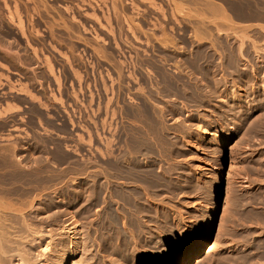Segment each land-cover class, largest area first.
Masks as SVG:
<instances>
[{
	"label": "rangeland",
	"instance_id": "rangeland-1",
	"mask_svg": "<svg viewBox=\"0 0 264 264\" xmlns=\"http://www.w3.org/2000/svg\"><path fill=\"white\" fill-rule=\"evenodd\" d=\"M103 1L102 0H0L1 90L10 89L9 93L13 95L15 90L21 91V89H23L24 87L23 84L20 83L14 84L11 82L14 81V77L18 76L16 74H12L10 72L11 70L18 71L20 74L23 75L26 69L27 71L28 70L30 71L32 69L33 70L41 69V72L43 73L42 75L45 76L44 77L45 82L41 83V85L43 86V90L39 89L36 91L35 89H33L34 93L32 95V98L34 100V104L38 103L40 105H43L48 109L49 113H54V114L55 112L53 110V107L58 109V112L60 113H62L60 111V108L64 109V116H59V117L56 116L57 117L56 120L63 122V128H60V126L56 127L54 125V126H49V129H46L34 123L33 134L36 139L34 145H36L37 147H35L34 149L32 148V150L30 152H26L25 155H23V153L21 152H15L16 159L20 162L21 165L23 164V165H29V166L32 165L39 167L46 166L50 169L52 168V170H55L56 168H57L56 170H59L61 167V169H65L67 171L69 170L66 173V175L57 176L59 178H56L54 175H48V176L37 175L38 177L33 176V178L35 177V179L38 180L57 181L58 183L62 182L63 180L64 182L67 183L73 182V184H75L76 182H77L76 184H80V183L89 184V182H91L92 179H94L95 173L98 172L97 174H100L102 167L107 169L110 163H112L115 157H117L116 155L118 154L119 156L120 155L119 152H121L122 150L123 152H121V154L125 155L123 156V158L124 157H126L127 159L130 158L129 161H125L126 164H130L132 160L133 161L137 160V162L140 161L143 164L145 163L144 166L147 167L153 162L152 164L154 165V167H156L154 168V172H156L157 174L162 173V175H164L163 178L167 181L165 183L168 186L166 184L164 186H161V189L163 188V191L161 190L159 193L158 192L153 193L152 190L150 189L151 191L149 194L151 196V200L152 201L155 200L153 201L154 204L151 213L152 218L151 216H148L149 214L146 213L145 210L139 213L141 214L140 220L144 221V223L147 222L145 223L146 226L150 227L152 230L149 228L150 230H148L147 232L146 231L147 229L142 228L141 230L143 234L142 235L140 231L136 230L135 224L132 227L133 223L131 222V219H129L131 218V216L129 215L130 212L129 210L126 209H122L124 211L118 210L119 212L118 211L116 212L117 217L118 216L121 217V215L123 216L121 218L119 217L117 218L118 223L115 224L116 225L115 226L112 221H111L112 223H110L109 220H111V218L109 216L107 219L106 217L107 214L104 210V206L100 205L101 203L96 204V206H93L92 211L89 213L87 212L88 215H86L87 214L86 212L84 213L83 211H81L82 212L81 213L80 211H78V214L76 213L74 216L75 218L74 220L76 221L77 218V221H79L78 224L80 225L79 226L80 232L78 235L79 236L81 235L80 236L81 243L82 241H84V239L86 240L85 236L88 234L87 236L89 238L88 237L87 238L90 239V242L91 241L93 242V240L94 242L96 241V244L94 243L95 245L92 244V242L91 243L89 242V245L94 246L93 247L94 249L93 251H95L94 254L97 252L96 253L97 256L98 257L102 256L101 257L102 260L106 257L104 261L107 262L108 264H109L108 260H110V255L109 256L106 255L103 252L104 251L103 248L105 249L106 244L119 245V243L120 245L121 244L132 245L131 247H133V245H139L136 248V250L140 254V258H139L140 260L138 261L140 264H163L165 260H170L172 258H178L180 260L178 264H264V257H263L264 256V211L262 210L264 209L263 208L264 207V202H263L264 201V183H263L264 157H261L264 156V152L263 154L259 153V151L261 152L264 151V144L260 146V144L264 142L263 131L262 133L261 131L258 132L259 130L257 129L256 125H253L252 127L245 126V128L242 127L241 129L242 131L239 129L231 136H227L230 127H232V124L229 123L230 125L228 124L227 127L226 125L223 126L220 120H216V113L219 112V110L221 109L220 107H218L220 106L219 104H221L219 100L221 99V95L219 96L218 89H216V91L214 89L213 91L215 92L214 95L218 94V96H216L215 98L216 100L219 101H215V99L213 98L214 101H212L213 100L212 99L211 100L212 102L211 101L207 102L208 105L205 103V105L198 106V103L195 102L196 100H193L192 96H190L187 93L188 91L184 93V95L183 94L181 95L178 92L176 93L174 90H170L166 84L167 82L165 83L166 77L169 79L171 78L172 81L177 77L181 76L182 78L184 77L183 79L186 82H188L191 79L189 81L191 84H189L188 82L189 85L188 87L190 86L192 87L194 85L200 84L201 86L203 85L202 87L199 85L202 88V90L205 89L206 91H208L211 89V88L206 89L211 86V83L209 84V86L207 85L208 83L205 84V81L200 79L199 76H197V74L200 75L199 72L197 73L195 68H194L195 71L192 69L194 66L192 62L190 61L191 64L188 66L187 64L190 62L186 61L192 59L193 58L192 56L197 55V53L200 52L201 50L200 47L197 46L198 44L197 41L194 42L192 41V38H194L192 34L194 33L193 32L194 30L193 27L195 26L194 23L197 22L195 20L198 21L201 20H199L200 18H198V16H195L193 12H191L193 15L190 14L191 10L189 8V6L193 7L196 3L199 2L196 1V2H192L193 4H191L189 0H179L182 4H184L183 5L184 7H186L185 4L186 5L190 4L186 7L188 9L184 8L180 10L181 11L180 14L183 11V13L180 15L179 12L176 13L177 9L174 6V3L172 4V0L171 1L153 0L154 4L152 3L151 0H105L104 2ZM175 1L177 2V0ZM185 1H188L189 3L187 2L185 3ZM219 1L222 2L224 1V3L228 6V9L230 10L229 13L232 12L231 10L232 5L238 2L239 4L249 3L255 10L258 9V11H260L261 13L264 12V0H219ZM200 4L201 3H199L198 6H201ZM6 8L10 10L9 12H13L14 8H17L20 15H22L20 17L23 24L22 25L23 27L22 29L24 31L23 34L21 33L22 30L21 31L18 30L20 26L18 28L17 18L13 17V19L10 20L9 17L8 19L7 16L8 11ZM160 9H162L163 11L162 10L160 11ZM173 11L174 14L172 15ZM184 13H186V16L189 17H186ZM90 14L91 15L93 14V16L95 15V17H97L99 20L91 16ZM105 16L106 18H104ZM190 16L192 17L195 16L196 19ZM235 17H233L235 19L233 20L240 24H243L244 22L245 23L260 22V24L264 23V21H262L264 20V18L258 19L253 17L251 19H247L238 16ZM107 18L109 19L106 20ZM109 20L110 22L108 25ZM191 20L195 21L192 23L194 24V26L191 25L190 22ZM241 20L243 23H241ZM187 21H189L190 24L187 23ZM204 21L205 20H203V22ZM201 22H197L196 24ZM204 23L206 26L208 23H210L208 24V27L212 28L213 30V36H212L213 38H216L214 36L216 33V36L219 35L216 39H218L219 37L221 38L222 35L221 39L223 40H225L227 37V43L228 42H231V44L235 43V37L234 38L231 37V34L224 35L225 33L214 32L215 29L214 27H210V25L212 26V24L209 20H207V23L206 22ZM110 25L111 27H109ZM262 25L264 26V24ZM188 27L190 29H188ZM248 31L249 33L253 31V34L254 33L257 34L259 30L255 27L254 28L252 27L251 30L249 29ZM258 33L259 34H257V36H255L256 34L253 35L252 33L251 35L252 37L253 36L256 37L253 39L256 41L257 44L259 43V45L261 46V47L259 46V48L264 49V39H263L264 32L259 31ZM260 33L263 37L259 36ZM182 34L184 36H182ZM163 36L164 38L166 37L165 38L166 40L163 38ZM190 36L191 38L189 39ZM184 37L187 41L184 39ZM208 37L210 36H208L207 34L206 41H204L205 40L204 39L203 40L204 43L202 41H199V43L202 42L205 45L207 43ZM162 39H164L167 42L165 46H163L164 44H162L164 41V40L162 41ZM232 39L234 40L233 43H232ZM191 42L192 44H190ZM172 43H174V45ZM246 43L248 44L249 42L247 41ZM188 44L190 45L188 46ZM208 44L210 45L209 40L206 45ZM234 45H236V43ZM182 46L185 47L183 48L184 50L186 49L185 50L186 52L183 50ZM250 47L251 46L249 43L248 48ZM189 49L194 52H190ZM218 49L217 47L210 48L211 52L213 53L216 52L219 53L220 48L218 47ZM251 50L252 48L249 50L251 55L250 59L253 61L251 62V60H247V61L244 60L245 61L244 62L242 60V64H241V67L243 66L246 68L247 65L252 63L250 67L248 66L249 70H251L250 68L252 69L254 68L253 66H255L256 64L254 65L253 62L256 63L255 60L258 58L256 53L255 54L252 53ZM172 53L175 54L172 56ZM178 54L180 57L185 56L184 58H181L182 61L178 56ZM165 55L168 56V58H166ZM186 55L188 59H186L187 58ZM253 57L254 59H252ZM175 58L178 59L175 60ZM219 59H220L219 57L218 58L216 57V60L219 61ZM184 60L185 62H187L186 65ZM17 61L19 62L21 61V62L19 63ZM218 61L215 62L217 64L214 63L215 67L212 66L214 67L212 69L213 70L215 69V76L218 75L220 77L222 72L217 70H220L218 69L220 67V63H221L220 61L224 62L225 60L220 59L219 61L220 63ZM179 62H181L180 63L181 65L180 64L178 65ZM182 62L184 63V66H188V69L186 67H183ZM176 64L178 65L177 66L178 68L176 67ZM261 64L264 67L263 65L264 63H259L260 66ZM263 67L261 68V70L262 69L264 70ZM45 69H48L49 71ZM160 70H161V74H160ZM182 70H184L185 72ZM153 72H155L156 74ZM167 72H169V74ZM186 72L187 75L189 73L190 79L187 78L188 77L187 75H184ZM218 72L221 74L219 75ZM173 73H175L174 74L175 76L173 75ZM156 75H159V77ZM193 76H195L197 79L193 80L192 78ZM156 77L157 79L155 80ZM161 77L162 78L165 77V79L162 80ZM151 78L154 79L152 80ZM24 80L25 79L20 78L19 80L17 79V82H21ZM195 80H197V82ZM161 81L164 82V84ZM191 81L193 82L194 85H192ZM151 82L154 84V86H152ZM10 83L12 85H10ZM57 83L59 86L57 85ZM164 86L171 92L173 91V93H171L167 89L165 90ZM154 89L156 90V92ZM154 92L157 93V96L159 95V98H157ZM168 92H170V95ZM151 95H154V97ZM162 95L163 98H161ZM188 95L189 97L187 98ZM145 97H150V98H147L148 99L147 100ZM170 98L172 99V101L174 99V101L172 102ZM58 99H60V101ZM179 99H181L182 101ZM184 103L186 104L184 105ZM147 105H151V106L147 107ZM152 105H154L156 108L154 109V106ZM175 105L176 108L173 107ZM182 105L184 108H182ZM186 105L189 106L186 107ZM143 106L144 107L146 106V108L151 107L149 109H151L156 115H160L158 116L159 119H162L160 120L161 121L160 123L163 124L165 128V135H167V141H165L162 144L160 141V135L151 132V134L154 135L155 140L158 138L156 140L157 141L156 150L158 149L159 152L158 150L157 151L155 150V155L153 157L150 156V158L149 156L146 157L145 155H140V156L136 155L137 156L136 157L132 153H129V148H128L131 144L129 142L130 141L129 131L134 130L135 128L142 132L148 131L146 134L147 135L150 134L149 128L151 126L149 124V128H148V121L143 120V117L146 116L142 111ZM166 106L169 108H166ZM206 106L209 107L210 109L207 108ZM13 108H15V106L14 107L8 106L6 110L10 111ZM136 109L139 115L141 114L138 117L135 115ZM163 109H166L167 111ZM168 109H170L171 111ZM159 110H160V114H159ZM161 111L162 113L164 112L163 115L161 114ZM196 111L198 112L195 113ZM166 113L168 115H165ZM141 116L142 119H140ZM161 116H163V118ZM206 117L209 120H211V129H208L209 132L206 135V137H204L199 142L198 141L199 139L196 137V135H198L196 134V130H197L196 127L201 126L203 124L202 122H204V118ZM62 118L63 120H61ZM136 118L139 120H137ZM164 118L166 119L164 120ZM135 120L139 122H136ZM143 121L144 124H147L144 126V128L147 129V131L141 128L142 126L141 123ZM136 123L140 127H138ZM179 123L181 124V126ZM190 123L191 125L193 124V127L190 125ZM134 124H136V126ZM41 125L44 126L43 123H41ZM76 125L78 127H76ZM185 129L186 131L190 130L191 132L190 131L186 132ZM169 130L172 132L169 133ZM179 130L181 131V133ZM39 131L47 132L48 135L46 136L48 137L50 136V137L44 138L43 137L44 135L41 134ZM74 132H76V134H74ZM126 132H128V134ZM252 132L254 133V135L252 134ZM56 133L63 134L65 135V137H60L59 135H56ZM216 133L219 134L218 137L215 135ZM242 135L244 136L243 139H242ZM53 136L56 137L52 138ZM251 137H253L254 139ZM171 139L173 141H171ZM249 139L251 140L249 141ZM257 139L259 140L257 141ZM216 141H218V143ZM249 142L250 144H248ZM122 143H124L125 145H123ZM121 145H123V148ZM159 145L161 146L159 147ZM120 146L121 149H119ZM124 146L126 147V149L127 148L128 149L126 150ZM175 146H178L179 148ZM244 146L246 148H244ZM243 148L246 153L243 151ZM248 148H250V150ZM165 149L167 151H165ZM162 151L165 152L163 153ZM108 153L109 156L107 155ZM110 153L113 154L111 155ZM156 153L158 154L157 155L158 157L156 156ZM160 153L162 156H160ZM130 154L132 157L127 156ZM167 156L169 157V159ZM110 158L111 159L113 158L112 161ZM254 158L255 160H253ZM260 159L262 161H260ZM249 160H251L252 162ZM257 164L259 166H257ZM248 165H250V168ZM80 166L81 169H83L82 170L83 173H81L82 171L80 170ZM255 166L257 170L259 169L258 171L255 170ZM93 167L94 168L97 167L96 169L98 171H96V169L94 171ZM77 169L79 170L78 172H76ZM162 169L163 170L165 169L164 170L165 173H163ZM91 170L95 172L94 175L93 172H91ZM260 170L263 173H261ZM182 172L186 174H182ZM256 172L259 173L256 174ZM176 174L180 176H178L177 178ZM172 176L174 177V180ZM100 178L103 179L102 177ZM72 179L73 181L70 182ZM83 179H85L86 181H84ZM111 180L114 181V179L112 178ZM178 183L180 184V186L178 185ZM129 186H133V185H129ZM170 188L172 189L171 191ZM36 196H39V194H37ZM143 200H145L148 203L151 202V200L149 199L147 200L146 196H144ZM116 202L114 203L115 207L120 206L118 205V203L116 204ZM160 214L161 215L163 214V216H161ZM82 215L83 217L86 215V217L82 218ZM147 216L148 218H146ZM102 217L104 219L106 218L105 222ZM65 218L67 220L63 218V220L65 221V222L63 221L64 223H67L68 221L71 220L70 218H68V216H65ZM162 218L165 219L163 220ZM84 220H86L85 223ZM101 220L103 221V223ZM87 222H89L90 224ZM151 223L155 224L157 227L155 228V225L151 226L150 225ZM120 224L122 225L123 228L121 227ZM162 224L164 226H162ZM68 226H70V224ZM95 226L96 227L98 226L97 228L99 230H97ZM111 226L112 228H109ZM124 227H126L128 231ZM89 230L90 233L88 232ZM94 230L97 231L94 232ZM152 231H156V233L153 232L154 233L153 234ZM91 232L95 233V235L97 234L96 238L95 235ZM124 232H128V233H124ZM146 232L148 233V236L150 234L151 235L149 237H146ZM116 233L120 234L121 236L117 235ZM138 233L140 236H138ZM206 233L209 234V237L200 255L197 257L190 256L187 259H185L187 254L197 247L200 238L203 237ZM101 234L102 237H100ZM156 234L159 235L157 236ZM218 234L220 237H218ZM104 235L106 236L107 239L104 238L105 237ZM151 236L152 239L150 240ZM92 237H94L95 239ZM118 237L122 238L123 243L122 240L119 239ZM109 238H111L110 241ZM114 238H116L117 240ZM134 239H140V240H134ZM113 241L115 244L113 243ZM81 245H87V244L83 242ZM131 247L130 249H132ZM107 256L109 258H107ZM75 259L77 260L78 257L72 258V260Z\"/></svg>",
	"mask_w": 264,
	"mask_h": 264
},
{
	"label": "bare ground",
	"instance_id": "bare-ground-1",
	"mask_svg": "<svg viewBox=\"0 0 264 264\" xmlns=\"http://www.w3.org/2000/svg\"><path fill=\"white\" fill-rule=\"evenodd\" d=\"M103 1V0H102ZM105 1V0H104ZM103 1V2H104ZM152 3L154 4L153 0H151ZM150 1V2H151ZM171 1V0H170ZM191 2V4H193L192 2H199L201 3V6H198L199 3L196 4L190 8V14H192L191 12L194 13L195 16H198V18H200L198 20H195L197 22H201L196 24L197 22L191 20V25L195 26L193 27V36L194 38H192V41H197V46L200 47V52L197 53V55L192 56L193 58L190 59L189 61L186 60L187 62H192L193 66V70L195 68L196 72L200 75L197 74V76H199L200 79L205 81V84H207L209 86V84L211 83V86L207 87L206 89L211 88L210 90L206 91L204 88V90H202V86L200 84L198 85H194L193 84V80L197 79L195 76H193V80L192 85L194 86H190L188 87V82L191 80L189 78V73L187 75V72L184 75H187L188 79H190L188 82L184 81V77L182 78L177 77L176 79L171 81V78H167L166 77V81L165 83L167 84V86L169 87L170 90H174L176 93L178 92L179 94H183L187 93L192 96L193 100H196L195 102L198 103V106H202L205 105V103L207 104V102L211 101L213 98L215 99V101H219L221 102V104H219L221 109L219 110V112L216 113V120H220L221 123L224 125H228L229 123L232 124V127H230L229 129V133L227 134V136H231L232 134H234L235 132H237L239 129L241 130L242 127L245 128V126H253L256 125L257 129L259 130L258 132L263 131L264 134V70L262 71L261 68L263 67L262 64L261 66L259 65V63H264V49L259 48V43L257 44L256 41L253 38L256 37H252L251 33L253 34V31L251 33H249V29L251 30V28L255 27L257 28L260 32L263 31L264 32V26L262 24L264 23H255V22H251V23H243L241 20V23H237L235 22L234 18L235 16L238 17H243V18H247V19H251L253 17L258 18V19H263L264 18V12H260L257 10H255L251 4L249 3H236L232 5V14L229 13L230 10L228 9V6L224 3V1H219V0H189ZM149 2V3H150ZM183 2V1H182ZM189 3L188 1H185V3ZM174 3V6L176 7V13L179 12L180 14V10L182 9H188L186 8L188 5L190 4H185L186 7H184L179 0H177V2L175 0H172V4ZM184 3V2H183ZM251 3V2H250ZM157 4V3H156ZM160 6V5H159ZM15 7V6H14ZM17 7V6H16ZM24 7V6H23ZM102 7V6H101ZM154 7V6H153ZM230 7V6H229ZM32 8V7H31ZM67 8V7H66ZM100 8V7H99ZM161 8V7H160ZM192 8V9H191ZM260 8V7H259ZM3 9V8H2ZM8 11V19L10 17V20L13 19V17H16L18 20L17 26L19 28V31L22 30V34L24 33L23 31V27H22V21H21V17L22 15H20L19 11L17 8H14L13 12H9L10 10H8V8H6ZM70 9V7H69ZM102 9V8H101ZM107 9V8H106ZM115 9V8H114ZM26 10V9H25ZM24 10V11H25ZM37 10V9H36ZM41 10V8H40ZM67 10V9H66ZM162 9H160L161 11ZM193 10V11H192ZM163 11V10H162ZM262 11V10H261ZM107 12V11H106ZM15 13V14H14ZM172 13V12H171ZM183 13V11H182ZM181 13V14H182ZM10 14V16H9ZM35 14V13H34ZM37 14V13H36ZM174 14V11L172 13V15ZM178 14V15H179ZM180 14V15H181ZM186 16V13H184ZM61 15V14H60ZM91 15V14H90ZM104 15V14H103ZM193 15V14H192ZM30 16V15H28ZM93 16V14L91 15ZM108 16V15H107ZM184 16V15H183ZM193 16L195 19L196 17ZM73 17V14H72ZM95 17V15L93 16ZM189 17V16H186ZM192 17V16H190ZM192 17V18H193ZM96 19H98L97 17H95ZM106 18V16L104 17ZM197 18V19H198ZM236 18V17H235ZM2 19V18H1ZM66 19V18H65ZM74 19V18H72ZM95 19V20H96ZM109 18H107L106 20H108ZM234 19V20H233ZM245 19V20H247ZM3 20V19H2ZM99 20V19H98ZM97 20V21H98ZM177 20V18H176ZM203 20H205L204 22L207 23V20H209L212 24V26L210 25V27H214V32L217 33H225L224 35L227 34H231V37H235V43L236 45H234L235 43H233V39H232V43L228 42L227 43V37L225 40L221 39H216L219 35L216 36L215 33V37L213 38V30L212 28L208 27V23L207 26L205 25V23L203 22ZM13 21V20H12ZM31 21V20H30ZM264 21V20H262ZM10 22V21H9ZM71 22V21H70ZM110 20L108 21V25H109ZM193 22H195L194 24H192ZM187 23H189V21H187ZM185 23V24H187ZM117 24V23H116ZM190 24V23H189ZM61 26V25H60ZM64 26V25H63ZM187 26V25H186ZM185 26V27H186ZM189 26V25H188ZM77 27V26H76ZM111 27V25L109 26ZM190 27V26H189ZM188 27V29H190ZM65 28V27H64ZM110 30V29H109ZM113 30V29H112ZM111 30V31H112ZM192 30V28H191ZM253 30V29H252ZM66 31V30H65ZM189 31V30H186ZM258 31V32H259ZM183 32V31H182ZM257 32V31H256ZM257 32V34H259ZM52 33V32H51ZM71 33V32H70ZM184 33V32H183ZM249 33V34H248ZM28 34V33H27ZM208 36V40L210 41V45H206L207 43L204 45V41H206V37ZM256 34V33H254ZM253 34V35H254ZM257 34L255 36H257ZM21 35V34H20ZM26 35V34H25ZM191 35V33H190ZM50 36V35H49ZM73 36V35H72ZM182 36H184L182 34ZM188 36V34H187ZM230 36V35H229ZM228 36V37H229ZM260 37L262 36L261 33L259 35ZM52 37V36H51ZM186 37V36H185ZM184 37V39H185ZM230 37V38H231ZM263 37V36H262ZM13 38V37H12ZM68 38V37H67ZM71 38V37H70ZM74 38V37H73ZM164 38V36H163ZM166 38V37H165ZM164 38V39H165ZM183 38V37H182ZM180 38V39H182ZM188 38V37H187ZM191 38V36L189 37V39ZM162 39V41L164 40ZM183 39V40H184ZM188 39V40H189ZM194 39V40H193ZM205 39V40H204ZM229 39V38H228ZM264 39V38H263ZM166 40V39H165ZM163 41L162 44H164L163 46H165L167 44L166 41ZM186 40V39H185ZM204 40V41H203ZM231 40V39H230ZM7 41V40H6ZM27 41V40H26ZM187 41V40H186ZM199 41H202L199 43ZM250 43V48H248V44L246 42ZM148 42V41H147ZM189 42V41H188ZM170 43V42H169ZM185 43V42H184ZM25 44V43H24ZM70 44V43H69ZM174 45V43H172ZM171 44V45H172ZM192 44V42L190 43ZM188 44V46L190 45ZM194 44V43H193ZM172 45V46H173ZM184 45V44H183ZM187 45V44H186ZM195 45V44H194ZM234 45V46H233ZM69 46V45H68ZM71 46V45H70ZM187 46V47H188ZM3 47V46H2ZM174 47V46H173ZM184 46H182L183 48ZM186 47V48H187ZM212 47H218L220 48V51L218 54L211 52L210 48ZM261 47V46H260ZM185 48V47H184ZM183 48V50H184ZM197 48V47H196ZM252 48V53H256L257 55V59L255 60L256 63L253 62V64L255 66H253L254 68H250L251 70L248 69V66L250 67L249 64L247 65L246 62V68L245 67H241L242 64V60L247 61V60H251L250 58V49ZM188 49V48H187ZM194 49V48H193ZM8 50V49H7ZM6 50V51H7ZM13 50V49H12ZM186 50V49H185ZM184 50V51H185ZM195 50V49H194ZM216 50V49H215ZM219 50V49H218ZM255 52H254V51ZM96 51V50H95ZM188 51V50H187ZM190 52H194L191 51L189 49ZM9 52V51H8ZM99 52V50H98ZM101 52V51H100ZM186 52V51H185ZM23 53V52H22ZM183 53V52H182ZM189 53V52H187ZM5 54V53H4ZM175 54V53H174ZM172 53V56L174 55ZM193 54V53H191ZM190 54V55H191ZM195 54V53H194ZM7 55V54H6ZM11 55V54H10ZM65 55V54H64ZM102 55V54H101ZM167 55V54H166ZM165 55V56H166ZM177 55V53H176ZM175 55V56H176ZM184 55V54H183ZM189 55V56H190ZM170 56V54H169ZM174 56V57H175ZM179 56V54H178ZM253 56V55H252ZM180 57V56H179ZM178 57V58H179ZM185 57V56H184ZM184 57H180L184 58ZM187 57V55H186ZM216 57L220 58L221 60H225L224 62L216 60ZM41 58V57H40ZM166 58H168V56H166ZM178 58H175L178 59ZM16 59V58H15ZM20 59V58H19ZM173 59V58H172ZM179 59V60H180ZM188 59V57L186 58ZM254 59V57L252 58ZM36 60V59H35ZM38 60V59H37ZM166 60V59H165ZM177 60V61H179ZM40 61V60H39ZM158 61V60H157ZM156 61V62H157ZM182 61V59H181ZM218 61L220 63V67L217 71H221V73H219V75L221 74V76L216 77L215 76V69L213 70L212 68H214V63ZM244 61V62H245ZM253 60H251L252 62ZM11 62V61H10ZM16 62V61H15ZM19 62V61H17ZM21 62V61H20ZM19 62V63H20ZM45 62V61H44ZM49 62V61H48ZM47 62V64H48ZM185 62V60H184ZM185 62V65L186 63ZM190 63H188L187 65L189 66ZM249 62V61H248ZM13 63V62H12ZM26 63V62H25ZM38 63V62H37ZM181 62L178 63V65ZM183 63V62H182ZM16 64V63H15ZM155 64V63H154ZM159 64V63H158ZM217 64V63H215ZM50 65V64H49ZM161 65V64H160ZM159 65V66H160ZM176 64V67L178 66ZM181 65V64H180ZM244 65V64H243ZM264 65V64H263ZM188 66H184L183 63V67H186L188 69ZM214 66V67H212ZM39 67V66H38ZM47 67V66H46ZM192 67V66H191ZM190 67V68H191ZM252 67V66H251ZM53 68V67H52ZM178 68V67H177ZM180 68V67H179ZM217 68V67H216ZM264 68V67H263ZM184 69V68H182ZM186 69V70H187ZM149 70V69H148ZM179 70V69H178ZM177 70V71H178ZM194 70V71H195ZM49 71V70H48ZM184 71V70H182ZM52 72V71H51ZM159 72V71H158ZM157 72V73H158ZM165 72V71H164ZM185 72V71H184ZM189 72V71H188ZM155 73V72H153ZM169 74V72H167ZM178 73V72H177ZM192 73V72H191ZM190 73V74H191ZM214 73V74H212ZM34 74V73H33ZM49 74V73H48ZM53 74V73H52ZM156 74V73H155ZM160 74H161V70H160ZM164 74V73H163ZM175 73H173L174 75ZM2 75V74H1ZM119 75V74H118ZM171 75V74H170ZM169 75V76H170ZM179 75V74H178ZM177 75V76H178ZM183 75V76H184ZM194 75V74H193ZM203 75V76H202ZM43 76V75H42ZM159 77V75H156ZM163 76V75H161ZM168 76V75H167ZM175 76V75H174ZM192 76V75H191ZM36 77V76H35ZM110 77V76H109ZM172 77V76H171ZM195 77V78H194ZM2 78V77H1ZM58 78V77H57ZM78 78V77H77ZM119 78V77H118ZM162 78V77H161ZM152 79V78H151ZM154 79V78H153ZM152 79V80H153ZM157 79V77L155 78V80ZM165 77L162 78V80H164ZM186 79V78H185ZM161 80V79H160ZM176 80V81H175ZM187 80V79H186ZM5 81V80H4ZM45 81V80H44ZM47 81V80H46ZM56 81V80H55ZM79 81V80H78ZM158 81V80H157ZM197 82V80H195ZM201 81V80H200ZM159 82V81H158ZM162 82V81H161ZM150 83V82H149ZM160 83V82H159ZM164 84V82H162ZM202 83V82H199ZM152 86H154V84L151 82ZM156 84V83H155ZM189 84H191L189 82ZM204 84V82H203ZM204 84V86H205ZM10 85H12L10 83ZM58 85V83H57ZM147 85V84H146ZM159 85V84H158ZM201 87H200V86ZM2 86V85H1ZM59 86V85H58ZM162 86V85H161ZM166 86V87H167ZM19 87V86H18ZM17 87V88H18ZM21 87V86H20ZM157 87V86H155ZM153 88V87H152ZM165 88V86H164ZM179 88V89H178ZM222 88V89H221ZM16 89V88H15ZM19 89V88H18ZM25 89L27 90V88L25 87ZM161 89V88H160ZM167 88H165L166 90ZM216 91V89H218L219 91V96L221 95V99L216 100V96L214 95V90ZM221 89V90H220ZM23 89H21L22 92ZM143 90V89H142ZM155 90V89H154ZM159 90V89H157ZM164 90V93H165ZM168 90V89H167ZM168 90V91H170ZM20 91V90H19ZM45 91V90H44ZM161 91V90H160ZM205 91V92H204ZM10 92V91H8ZM28 92V94L30 93L29 90L26 91V93ZM143 92V91H142ZM156 92V90H155ZM154 94L157 96V93ZM171 92V91H170ZM170 92L169 95H170ZM76 93V92H75ZM150 93V91H149ZM173 93V91L171 92ZM148 94V92H147ZM152 94V93H151ZM160 94V93H159ZM30 96L32 94H29ZM145 95V94H143ZM164 95V94H163ZM163 95L161 98H163ZM167 95V94H165ZM179 95V96H181ZM187 95V94H186ZM185 95V96H186ZM189 95L187 96V98L189 97ZM150 96V95H149ZM154 97V95H151ZM176 96V95H175ZM178 96V97H179ZM54 97V95H53ZM167 97V96H164ZM60 98V97H59ZM150 98V97H145ZM156 98V97H155ZM157 98H159V95L157 96ZM156 98V99H157ZM182 98V97H180ZM190 98V99H192ZM33 99V98H32ZM152 99V97H151ZM150 99V101H151ZM168 99V98H167ZM171 99V98H170ZM169 99V100H170ZM214 99L212 101H214ZM218 99V98H217ZM47 100V99H46ZM60 101V99H58ZM148 100V99H147ZM145 100V101H147ZM160 100V99H159ZM181 100V99H179ZM186 100V99H185ZM156 101V100H155ZM172 101V99H171ZM174 101V99H173ZM172 101V102H173ZM182 101V100H181ZM211 101V102H212ZM43 102V101H41ZM154 102V101H153ZM160 102V101H159ZM185 102V101H184ZM190 102V101H188ZM148 103V102H147ZM163 103V101H162ZM183 103V102H182ZM194 103V102H193ZM214 103V102H213ZM249 103V104H248ZM62 104V103H61ZM152 104V103H151ZM155 104V103H154ZM167 104V103H166ZM169 104V103H168ZM186 103H184L185 105ZM189 104V103H188ZM192 104V103H191ZM12 105V104H10ZM40 105V104H39ZM48 105V104H47ZM143 105V102H142ZM146 105V102H145ZM165 105V104H163ZM174 105V104H173ZM190 105V104H189ZM189 105H186L189 106ZM208 105V104H207ZM212 105V104H211ZM218 105V104H215ZM9 106V105H8ZM151 106V105H147ZM154 106V105H152ZM158 106V103H157ZM160 106V105H159ZM168 106V105H167ZM166 108H169L167 107ZM192 106V105H191ZM214 106V105H213ZM10 107V106H9ZM12 107H14L12 105ZM18 107V106H17ZM139 107V106H138ZM172 107V106H171ZM176 108V105L173 106ZM194 107V106H193ZM196 107V106H195ZM204 107V106H203ZM207 107V106H206ZM54 108V107H53ZM151 108V107H149ZM146 108V106L142 108V111L144 112V114L146 116L143 117V120H147L148 121V128H149V124H150V128H149V133L150 134H146L148 131L147 129L144 128L145 125L144 121L141 123L142 126L141 128H143L145 131L147 132H142L139 131L137 129H135L134 127L136 126V124H134L135 126L133 127L134 130H127L129 131V138H130V146L129 148V153H132L134 156L136 155H145L146 157L149 156H154L155 155V150H156V144H157V139L155 140V137L153 134H151V132H154L156 134L160 135V141L163 144L165 141H167V135H165V128L163 126L162 123H160L162 119H159L158 116L160 115H156L151 109ZM153 108V107H152ZM156 107L154 106V109ZM163 108V107H162ZM174 108V109H175ZM182 108L183 105H182ZM205 108V107H204ZM209 108V107H207ZM16 109V108H15ZM159 109V108H157ZM178 109V108H177ZM181 109V108H180ZM198 109V108H197ZM210 109V108H209ZM2 110V109H1ZM166 110V109H163ZM162 110V111H163ZM170 110V109H168ZM194 110V109H193ZM192 110V111H193ZM196 110V109H195ZM205 110V109H203ZM208 110V109H207ZM212 110V109H211ZM140 111V110H139ZM141 111V112H142ZM161 111V114L163 115ZM167 111V110H166ZM171 111V110H170ZM173 111V110H172ZM181 111V110H180ZM191 111V110H190ZM215 111V110H214ZM157 112V111H156ZM198 111H196L195 113H197ZM211 112V111H210ZM172 113V112H171ZM179 113V112H178ZM205 113V111H204ZM207 113V112H206ZM159 114H160V110H159ZM180 114V113H179ZM135 115L138 117L140 116L139 113L137 112V109L135 111ZM165 115H168L167 113ZM190 115V114H189ZM194 115V114H193ZM203 115V114H201ZM210 115V114H208ZM213 115V114H212ZM3 116V115H2ZM135 116V117H136ZM163 118V116H161ZM192 117V116H191ZM194 117V116H193ZM205 117V116H204ZM208 117V116H207ZM204 118V122H202L203 124L201 126H197V130H196V137L199 139L198 141L200 142L204 137H206V135L208 134V129H211V120H209L208 118ZM140 118V117H139ZM197 118V117H196ZM201 118V117H198ZM4 119V118H3ZM134 119V118H133ZM137 119V118H136ZM142 119V116L141 118ZM166 118H164L165 120ZM190 119V118H189ZM194 119V118H193ZM139 120V119H137ZM129 121V120H126ZM136 121V120H135ZM194 121V120H193ZM201 121V119H200ZM131 122V121H130ZM139 122V121H136ZM163 122V121H162ZM198 122V121H197ZM219 122V121H218ZM72 123V122H71ZM166 123V122H165ZM183 123V122H182ZM217 123V122H216ZM180 124V123H179ZM199 124V123H198ZM220 124V123H219ZM229 124V125H230ZM130 125V124H129ZM140 125V124H139ZM185 125V124H184ZM191 125V123H190ZM196 125V124H195ZM82 126V125H81ZM133 126V125H131ZM130 126V128H131ZM138 126V124H137ZM176 126V124H175ZM178 126V125H177ZM181 126V124H180ZM193 127V124L191 125ZM218 126V124H217ZM225 126V127H226ZM125 127V126H124ZM140 127V126H138ZM137 127V128H138ZM189 127V126H187ZM215 127V126H214ZM228 127V126H227ZM114 128V127H113ZM129 128V127H128ZM152 128V129H151ZM173 128V127H172ZM183 128V127H182ZM175 129V128H174ZM179 129V128H178ZM177 129V130H178ZM191 129V128H190ZM254 129V128H253ZM54 130V129H53ZM142 130V129H141ZM143 130V131H144ZM171 130V129H170ZM169 130V133L172 132ZM175 130V131H177ZM182 130V129H180ZM179 130V131H180ZM195 130V129H194ZM218 130V129H217ZM247 130V128H246ZM249 130V129H248ZM52 131V130H51ZM173 131V132H175ZM186 131V129H185ZM190 130L186 131L189 132ZM215 131V130H214ZM227 131V129H226ZM242 131V130H241ZM244 131V130H243ZM168 132V131H166ZM185 132V133H186ZM191 132V131H190ZM212 132V131H210ZM251 132V131H250ZM256 132V131H255ZM128 134V132H126ZM181 133V131H180ZM184 133V131H183ZM193 133V131H192ZM195 133V132H194ZM178 134V133H177ZM244 134V133H243ZM249 134V133H248ZM247 134V135H248ZM252 134L254 135V133L252 132ZM260 134V133H259ZM89 135V134H88ZM150 135V136H149ZM158 135V136H159ZM180 135V134H179ZM187 135V134H186ZM217 137L219 136L218 133L215 134ZM240 135V134H239ZM127 136V137H128ZM181 136V135H180ZM189 136V135H188ZM262 136V135H261ZM50 137V136H49ZM48 137V138H49ZM125 137V138H127ZM182 137V136H181ZM190 137V136H189ZM194 137V136H193ZM243 135H242V139H243ZM249 137V136H248ZM254 137V136H253ZM251 137V138H253ZM128 138V139H129ZM226 138V137H225ZM259 138V137H258ZM261 138V137H260ZM264 138V137H263ZM111 139V138H110ZM108 139V140H110ZM173 139V138H172ZM171 139V141H173ZM175 139V138H174ZM240 139V137H239ZM238 139V140H239ZM254 139V138H253ZM113 140V139H112ZM111 140V141H112ZM126 140V139H125ZM216 140V139H215ZM248 140V139H247ZM246 140V141H247ZM251 139H249L250 141ZM259 139H257L258 141ZM117 141V140H116ZM156 141V142H155ZM159 141V142H160ZM177 141V139H176ZM213 141V140H212ZM221 141V140H219ZM245 141V140H244ZM122 142V141H121ZM126 142V141H125ZM124 142V143H125ZM218 143V141H216ZM240 142V141H239ZM242 142V140H241ZM240 142V143H241ZM262 142V140H261ZM260 142V143H261ZM124 143H122L123 145H125ZM167 143V142H166ZM169 143V142H168ZM196 143V142H195ZM211 143V140H210ZM247 143V142H245ZM258 143V142H256ZM108 144V142H107ZM112 144V143H111ZM175 144V143H174ZM190 144V143H189ZM199 144V143H198ZM250 144V142L248 143ZM264 144V142L262 144H260V146H262ZM14 145V144H13ZM40 145V144H39ZM38 145V146H39ZM110 145V144H109ZM123 145L122 148H123ZM128 145V144H127ZM126 145V146H127ZM200 145V144H199ZM9 146V145H8ZM121 146L119 147V149H121ZM161 145H159L160 147ZM168 146V144H167ZM172 146V145H171ZM179 146V145H178ZM175 146V147H178ZM246 146V145H245ZM244 146V148H246ZM259 146V145H258ZM1 147V146H0ZM7 147V146H6ZM13 147V146H12ZM37 147V146H36ZM170 147V145H169ZM174 147V146H173ZM238 147V146H237ZM3 148V147H2ZM124 148L126 149V147L124 146ZM127 148V149H128ZM158 148V147H157ZM179 148V147H178ZM215 148V147H214ZM243 148V151H244ZM258 148V147H257ZM262 148V147H260ZM114 149V148H113ZM124 149V150H125ZM126 149V150H127ZM163 149V148H162ZM168 149V147H167ZM216 149V148H215ZM250 150V148H248ZM8 148H7V152H1L0 151V264H108L107 262L101 259V257L99 258L97 256V252L94 254L95 251H93V245H89L90 239H88L89 237L86 235L84 239V241H82V243L84 242L87 245H81V235L79 236V232H80V228H79V224L76 218V221L74 220V216L78 211H83L84 213L86 212H91L93 206H96V204L101 203L100 205L104 206V210L107 214V219L108 216L111 218L110 223L113 222V224H117L118 223V217L116 216V212L118 210H122V209H126L129 210L130 212V216L131 218V223L132 227L135 224V228L136 230L140 231L142 230V228L147 229L146 231L148 232V230H150L151 228L146 226L144 221L140 220V215L139 214L141 211H144L146 213H148V216H151L152 218V207H153V201L155 200H151V196H150V191L152 190L153 193L156 192H160L161 190L163 191V188L161 189V186H164L167 182L163 177L164 175L161 174H157L156 172H154V165L151 163H149V166H144L143 163H141L140 161L137 162L133 161L130 164H126L125 161H129L130 160V155L127 159L126 157L123 158V154H121V152H123V150L120 153V155L118 156V154L116 155L117 157H115V159L113 160L112 163H110V165L106 168L101 169L100 174H97L98 172H94L91 170V172H93V175L95 173V177L94 179H92L91 182H89V184L85 183V184H73V179L70 181L72 183H67L64 182L62 180V182L58 183L57 181H48V180H38L35 179V177L33 178V176H45V175H54L56 178H59L57 176H63L66 175V173L69 171L65 170V169H60L59 170H52V168H48L46 167H39V166H29V165H21L20 162L16 159L15 157V152L14 149L10 150L11 152H8ZM29 150V149H28ZM62 150V149H61ZM102 150V149H101ZM109 150V149H108ZM158 150V149H157ZM156 150V151H157ZM164 150V149H163ZM170 150V149H169ZM176 150V149H175ZM241 150V149H240ZM246 150V149H245ZM257 150V149H256ZM260 150V149H258ZM47 151V150H45ZM113 151V150H112ZM119 151V150H118ZM165 151H167L165 149ZM164 151V152H165ZM177 151V150H176ZM184 151V150H183ZM239 151V150H238ZM242 151V152H243ZM255 151V150H253ZM252 151V152H253ZM109 152V151H108ZM111 152V151H110ZM114 152V151H113ZM159 152V150H158ZM163 152V151H162ZM163 152V153H164ZM179 152V151H178ZM245 152V151H244ZM264 151H259V153L263 154ZM118 153V152H117ZM169 153V152H168ZM174 153V152H173ZM180 153V152H179ZM246 153V152H245ZM46 154V152H45ZM111 154V153H110ZM113 154V153H112ZM111 154V155H112ZM116 154V153H115ZM127 154V153H126ZM167 154V152H166ZM252 154V153H251ZM106 155V154H105ZM109 156V153L107 154ZM158 154L156 153V156ZM171 155V154H170ZM247 155V154H246ZM258 155V154H257ZM256 155V156H257ZM261 155V154H259ZM144 156V157H145ZM160 156L161 153H160ZM169 156V155H168ZM167 156V157H168ZM32 157V156H31ZM34 157V156H33ZM132 157V156H131ZM137 157V156H136ZM158 157V156H157ZM243 157V156H242ZM245 157V156H244ZM249 157V156H248ZM259 157V156H258ZM264 157V156H261ZM141 158V157H140ZM139 158V159H140ZM155 158V157H154ZM164 158V157H163ZM162 158V159H163ZM250 158V157H249ZM45 159V158H44ZM111 159V158H110ZM113 159V158H112ZM111 159V161H112ZM169 159V157H168ZM41 160V159H40ZM135 160V159H134ZM146 160V159H144ZM143 160V161H144ZM148 160V159H147ZM152 160V159H151ZM241 160V159H240ZM255 160V158L253 159ZM110 161V160H109ZM150 161V160H149ZM172 161V160H171ZM243 161V160H242ZM248 161V160H247ZM251 161V160H249ZM260 161H262L260 159ZM259 161V162H260ZM38 162V161H37ZM155 162V161H154ZM240 162V161H239ZM244 162V161H243ZM242 162V163H243ZM252 162V161H251ZM85 163V162H84ZM147 163V162H146ZM246 163V162H245ZM257 163V161H256ZM263 163V162H262ZM42 164V163H41ZM109 164V163H108ZM248 164V163H247ZM255 164V163H254ZM259 164V163H258ZM257 164V166H259ZM59 165V164H58ZM71 165V164H70ZM102 166V165H101ZM156 166V164H155ZM158 166V165H157ZM243 166V165H242ZM241 166V167H242ZM250 168V165H248ZM252 166V163H251ZM54 167V166H53ZM67 167V166H66ZM83 167V166H82ZM86 167V166H85ZM90 167V166H89ZM99 167V166H98ZM160 167V166H159ZM158 167V168H159ZM164 167V166H163ZM169 167V166H168ZM247 167V166H246ZM262 167V166H261ZM77 168V167H76ZM92 168V167H91ZM161 168V167H160ZM177 168V167H176ZM180 168V167H179ZM240 168V167H239ZM72 169V168H71ZM70 169V170H71ZM100 169V168H99ZM166 169V168H165ZM164 169V170H165ZM172 169V168H171ZM170 169V170H171ZM248 169V168H247ZM253 169V168H252ZM261 169V168H260ZM264 169V166H263ZM74 170V169H73ZM72 170V171H73ZM80 170L82 171L83 169H81L80 166ZM89 170V169H88ZM86 170V171H88ZM157 170V169H156ZM160 170V169H159ZM163 170V169H162ZM161 170V171H162ZM163 170V173H165ZM174 170V169H173ZM172 170V171H173ZM176 170V169H175ZM254 170V169H253ZM252 170V171H253ZM255 170L258 171L256 169L255 166ZM79 170L77 169L76 172H78ZM96 171H98L96 169ZM160 171V172H161ZM264 171V170H263ZM74 172V171H73ZM176 172V171H175ZM179 172V171H178ZM251 172V171H250ZM255 172V171H254ZM261 172V170H260ZM71 173V172H70ZM83 173V171L81 172ZM159 173V172H158ZM170 173V172H169ZM239 173V172H238ZM259 172H256V174ZM263 173V172H261ZM85 174V173H84ZM83 174V175H84ZM168 174V173H167ZM175 174V173H174ZM179 174V173H178ZM182 174H186L183 173ZM264 174V173H263ZM177 175V174H176ZM188 175V174H187ZM37 176V177H38ZM85 176V175H84ZM83 176V178H84ZM89 176V175H88ZM102 177L103 179H101L100 177ZM167 176V175H166ZM177 175L176 177L178 178ZM264 176V175H263ZM169 177V176H168ZM171 177V176H170ZM188 177V176H187ZM259 177V176H258ZM66 178V177H65ZM68 178V177H67ZM86 178V177H85ZM114 179V181L111 180ZM167 178V177H166ZM173 180L174 177L172 176ZM176 178V179H177ZM190 178V177H189ZM188 178V180H189ZM168 179V178H167ZM264 179V177H263ZM84 181H86L85 179H83ZM259 180V179H258ZM60 181V180H59ZM171 181V180H170ZM262 181V180H261ZM260 181V182H261ZM264 181V180H263ZM172 182V181H171ZM185 182V181H184ZM259 182V181H258ZM177 183V182H176ZM192 183V182H190ZM264 183V182H263ZM171 184V183H170ZM188 184V183H187ZM186 184V185H187ZM129 185H133V186H129ZM167 185V184H166ZM178 185L180 186V184L178 183ZM168 186V185H167ZM172 186V185H171ZM176 186V185H175ZM187 187V186H186ZM192 187V186H191ZM166 188V187H165ZM151 189V190H150ZM188 189V188H187ZM172 189L170 188V191ZM167 191V190H166ZM41 193V196H40ZM43 193V194H42ZM37 194H39V196H36ZM153 195V194H152ZM44 196V197H43ZM144 196L147 197V200H151V202H146L145 200H143ZM211 196V195H210ZM43 197V198H42ZM156 197V196H155ZM261 197V196H260ZM154 198V197H152ZM157 198V197H156ZM251 200V199H250ZM118 201V202H116ZM145 201V202H144ZM118 203V207H115V203ZM264 202V201H263ZM158 204V203H157ZM156 205V204H155ZM159 205V204H158ZM98 207V206H97ZM263 207V206H262ZM264 208V207H263ZM154 209V208H153ZM156 209V208H155ZM264 211V209H262ZM261 210V211H262ZM98 211V209H97ZM124 211V210H122ZM262 211V212H263ZM104 212V211H103ZM102 212V213H103ZM119 212V211H118ZM82 213V212H81ZM80 213V214H81ZM88 213L86 215H88ZM93 213V212H92ZM126 213V212H125ZM155 213V212H153ZM160 213V212H159ZM95 214V212H94ZM104 214V213H103ZM165 214V213H164ZM262 214V213H261ZM86 215L84 217H86ZM127 215V214H126ZM155 215V214H154ZM153 215V216H154ZM161 215V214H160ZM65 216H68V218H70L71 222L70 223H64L65 221L63 220L66 219ZM91 216V214H90ZM95 216V215H94ZM102 216V215H101ZM105 216V215H104ZM123 215H121L122 217ZM129 216V217H130ZM145 216V215H144ZM148 216L146 218H148ZM158 216V215H157ZM163 216V214L161 215ZM168 216V215H167ZM78 217V216H77ZM81 217V216H80ZM82 215V218H84ZM97 217V216H96ZM119 217V218H121ZM88 218V217H87ZM91 218V217H90ZM103 218V217H102ZM125 218V217H124ZM155 218V217H153ZM157 218V217H156ZM104 219V218H103ZM106 219V218H105ZM104 219V222H105ZM163 219V218H162ZM165 219V218H164ZM163 219V220H164ZM167 219V218H166ZM175 219V218H174ZM67 220V219H66ZM88 220V219H86ZM86 220H84V223L86 222ZM95 220V219H94ZM120 220V219H119ZM127 220V218H126ZM153 220V219H152ZM157 220V219H156ZM64 221V222H63ZM97 221V220H96ZM102 221V220H101ZM107 221V220H106ZM108 221V222H109ZM112 221V222H111ZM123 221V220H121ZM148 221V220H147ZM161 221V220H160ZM90 222V221H89ZM87 222V223H89ZM92 222V221H91ZM100 222V221H99ZM149 222V221H148ZM169 222V221H168ZM95 223V222H94ZM103 223V221H102ZM122 223V222H121ZM127 223V222H126ZM155 223V221H154ZM161 223V222H160ZM165 223V221H164ZM176 223V222H175ZM178 223V222H177ZM70 224V226H68ZM81 224V223H80ZM90 224V223H89ZM106 224V223H105ZM129 224V223H128ZM170 224V223H169ZM88 225V224H87ZM98 225V223H97ZM103 225V224H102ZM121 225V224H120ZM148 225V224H147ZM155 225V224H150ZM89 226V225H88ZM87 226V227H88ZM108 226V225H107ZM116 226V225H115ZM162 226H164L162 224ZM167 226V225H166ZM172 226V225H171ZM86 227V228H87ZM92 227V226H90ZM96 227V226H95ZM98 227V226H97ZM96 227V228H97ZM103 227V226H102ZM106 227V226H105ZM119 227V226H118ZM122 227V225H121ZM120 227V229H121ZM127 227V226H126ZM126 227H124L126 229ZM131 227V226H130ZM157 226L155 225V228ZM169 227V226H168ZM167 227V228H168ZM207 227V226H206ZM85 228V229H86ZM109 228H112L109 227ZM123 228V227H122ZM129 228V227H128ZM150 228V229H149ZM162 228V227H161ZM160 228V229H161ZM165 228V227H164ZM209 228V226H208ZM94 229V228H93ZM170 229V228H169ZM92 230V229H91ZM97 230H99L97 228ZM96 230V231H97ZM104 230V229H103ZM102 230V231H103ZM106 230V229H105ZM110 230V229H109ZM115 230V228H114ZM112 230V231H114ZM124 230V229H123ZM121 230V231H123ZM127 230V229H126ZM132 230V229H131ZM152 230V229H151ZM163 230V229H162ZM175 230V229H174ZM207 230V229H206ZM93 231V230H92ZM94 230V232H96ZM107 231V230H106ZM117 231V229H116ZM119 231V230H118ZM128 231V230H127ZM130 231V230H129ZM144 231V230H143ZM159 231V230H158ZM169 231V230H168ZM222 231V230H221ZM86 232V231H85ZM90 233V230L88 231ZM105 232V231H104ZM108 232V231H107ZM136 232V231H134ZM146 232V237L148 236V233ZM156 233V231H152V233ZM162 232V231H161ZM93 233V232H91ZM115 233V232H114ZM119 233V232H118ZM122 233V232H121ZM124 233H128V232H124ZM153 233V234H154ZM222 233V232H221ZM86 234V233H85ZM95 235V233H93ZM100 234V232H99ZM106 234V233H105ZM117 234V233H116ZM142 234V232H141ZM161 234V233H160ZM97 235V234H96ZM95 235V238H96ZM120 235V234H117ZM125 235V234H124ZM130 235V234H129ZM133 235V234H132ZM135 235V234H134ZM143 235V234H142ZM157 235V234H156ZM159 235V234H158ZM157 235V236H158ZM83 236V237H84ZM91 236V235H90ZM99 236V235H98ZM105 236V235H104ZM110 236V234H109ZM108 236V237H109ZM114 236V234H113ZM121 236V235H120ZM128 236V235H126ZM138 236L139 233H138ZM246 236V235H245ZM88 237V238H87ZM102 237V234L101 236ZM99 237V238H100ZM132 237V236H131ZM166 237V236H165ZM209 237V234H205L203 237L200 238L197 247L194 248L191 252H189L186 256L185 259H187L190 256H194L197 257L200 255V253L203 251L204 246L206 245L207 239ZM218 237L219 234H218ZM94 238V237H92ZM94 238V239H95ZM98 238V237H97ZM106 238V236L104 237ZM103 238V239H104ZM119 238V237H118ZM124 238V237H123ZM127 238V237H126ZM135 238V237H134ZM142 238V237H141ZM140 238V239H141ZM145 238V237H144ZM143 238V239H144ZM158 238V237H157ZM48 239V240H46ZM107 239V238H106ZM105 239V240H106ZM111 238H109L110 241ZM113 239V237H112ZM116 239V238H114ZM122 240V238H119ZM140 239H134V240H140ZM148 239V238H147ZM152 239V236L150 237V240ZM155 239V238H154ZM83 240V239H82ZM92 240V239H91ZM98 240V239H97ZM117 240V239H116ZM120 240V241H121ZM132 240V238H131ZM142 240V239H141ZM160 240V239H159ZM158 240V241H159ZM103 241V240H102ZM108 241V242H109ZM144 241V240H143ZM154 241V240H153ZM156 241V240H155ZM92 242V241H91ZM90 242V243H91ZM99 242V241H98ZM97 242V243H98ZM112 242V241H111ZM129 242V240H128ZM135 242V241H134ZM150 242V241H149ZM157 242V241H156ZM155 242V244H156ZM167 242V241H166ZM96 244V241L92 242V244ZM114 243V241H113ZM119 243V241H118ZM123 243V240H122ZM125 243V242H124ZM133 243V242H132ZM138 243V241H137ZM141 243V242H140ZM160 243V242H159ZM94 244V245H95ZM111 244V243H109ZM115 244V243H114ZM129 244V243H128ZM143 244V243H142ZM146 244V243H144ZM152 244V243H151ZM154 244V243H153ZM154 244V245H155ZM103 245V244H102ZM148 245V244H147ZM150 245V244H149ZM99 246V245H98ZM132 245H105V249L103 248V252L106 255H110V260H108L109 264H140L138 261L140 260V254L139 252L136 250V248L139 245H133V247H131ZM100 247V246H99ZM130 247L132 249H130ZM141 247V246H140ZM152 247V245H151ZM156 247V246H155ZM102 251V250H101ZM100 251V252H101ZM99 253V251H98ZM103 253V254H104ZM101 254V253H100ZM105 255V256H106ZM104 256V255H103ZM107 256V258H109ZM73 257H78V259L76 260H72ZM264 257V256H263ZM107 260V259H106ZM247 260V259H246ZM179 259L178 258H172L170 260H165V262L163 264H178L179 263ZM185 261V260H184ZM198 262V261H197ZM193 263V262H192ZM195 263V262H194ZM221 263V262H220ZM238 263V262H237Z\"/></svg>",
	"mask_w": 264,
	"mask_h": 264
},
{
	"label": "flooded vegetation",
	"instance_id": "flooded-vegetation-1",
	"mask_svg": "<svg viewBox=\"0 0 264 264\" xmlns=\"http://www.w3.org/2000/svg\"><path fill=\"white\" fill-rule=\"evenodd\" d=\"M10 72L18 75L17 77H14V81L11 82L14 84H23L25 92L15 90L12 95L8 92L10 89L1 90L0 87V151L2 149L1 152H5L8 148V152H11L10 150L14 149V152H21L25 155L26 152H30L32 148L34 149L36 147V145H34L36 139L33 134L34 123L46 129H49V126L54 125L63 128V122L56 120V118L64 116V109L60 108V111L62 112L60 113L58 112V109L53 108L55 112L54 114L49 113L45 106L39 105L38 103L34 104V100L32 99L34 93L33 89L36 91L39 89L43 90L41 83L45 82V76H42L43 73L41 72V69H32L30 71H27L26 69L23 75L15 70H11ZM20 78L25 80L17 82V79L19 80ZM25 87L30 91L29 94H32L31 96L28 92L26 93L27 90ZM10 104L15 106L16 109L13 108L10 111H7L6 108L8 105L12 106ZM61 120H63V118ZM41 123H43L44 126L41 125ZM76 127L78 126L76 125ZM39 132L44 135V138L48 137L46 136L48 135L47 132ZM74 134H76V132H74ZM56 135L65 137L63 134L56 133ZM55 137L56 136H53L52 138Z\"/></svg>",
	"mask_w": 264,
	"mask_h": 264
}]
</instances>
